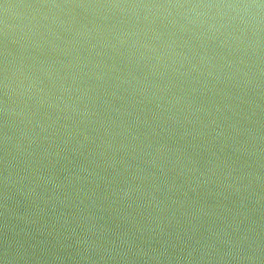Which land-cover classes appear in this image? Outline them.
Here are the masks:
<instances>
[{"label": "water", "instance_id": "water-1", "mask_svg": "<svg viewBox=\"0 0 264 264\" xmlns=\"http://www.w3.org/2000/svg\"><path fill=\"white\" fill-rule=\"evenodd\" d=\"M0 264H264V0H0Z\"/></svg>", "mask_w": 264, "mask_h": 264}]
</instances>
